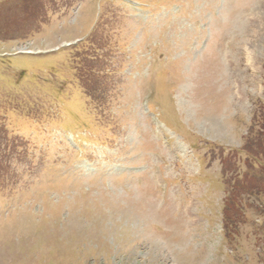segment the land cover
Returning a JSON list of instances; mask_svg holds the SVG:
<instances>
[{"label": "rangeland", "instance_id": "obj_1", "mask_svg": "<svg viewBox=\"0 0 264 264\" xmlns=\"http://www.w3.org/2000/svg\"><path fill=\"white\" fill-rule=\"evenodd\" d=\"M263 117L264 0H0V264H264Z\"/></svg>", "mask_w": 264, "mask_h": 264}, {"label": "trees", "instance_id": "obj_2", "mask_svg": "<svg viewBox=\"0 0 264 264\" xmlns=\"http://www.w3.org/2000/svg\"><path fill=\"white\" fill-rule=\"evenodd\" d=\"M263 106V105H262ZM262 122H263V127H264V117H263V120H262ZM264 129V128H263ZM261 135H262V132L260 133ZM250 140V139H249ZM261 141H264L263 139H258L257 140V145L259 146V148H258V151L256 152V149H250L249 147H245L244 148V152H246L247 153V155H248V158H253V159H258V156H260V155H263L264 154V148H262V142ZM261 150H262V152H261ZM263 153V154H262ZM259 160V159H258ZM260 161V160H259ZM247 172H249V171H247ZM252 176H253V174L252 173H250V176H249V178L250 179H252ZM232 195H230V199H231V201L229 202V206L233 203L234 204V197L232 196ZM235 205H236V207H237V204H236V202H235V204H234V207H235ZM231 206H233V205H231ZM227 207H228V204H227Z\"/></svg>", "mask_w": 264, "mask_h": 264}]
</instances>
